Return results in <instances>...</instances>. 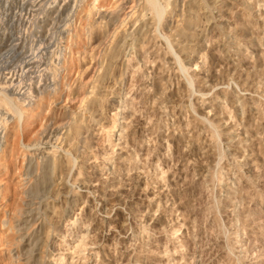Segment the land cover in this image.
I'll use <instances>...</instances> for the list:
<instances>
[{"label":"rangeland","instance_id":"obj_1","mask_svg":"<svg viewBox=\"0 0 264 264\" xmlns=\"http://www.w3.org/2000/svg\"><path fill=\"white\" fill-rule=\"evenodd\" d=\"M38 1L43 9L31 8L28 15L31 5L24 0H0V75L21 67L30 51L54 42L65 55L56 95L45 94L19 133L13 124L6 131L0 157V264H24L17 258L24 250L15 241L11 216L22 208V189L36 181L41 188L47 181L33 154L55 150L61 163L55 184L68 175V187L57 185V200L46 209L45 231H50L42 237L50 252L45 264H264V62L259 58L264 56V0L218 5L180 0L174 26L194 14L193 30L177 39L172 29L169 46L151 31L136 34L142 30L140 6L126 26L109 27L120 45L115 53L112 39L97 25V12L112 9L116 0H98L86 20L93 0H84L69 21L70 10L59 7L62 0ZM164 1L169 7L170 0L155 2L163 8ZM48 52L43 58L55 71ZM175 57L184 73L175 74L167 64ZM186 77L191 91H176ZM200 92L212 106L208 116ZM80 98L84 105L76 109ZM64 115L77 121L72 137L55 147L37 144L44 123H57ZM78 137L83 144L75 149ZM229 137L238 144L235 152L228 150ZM66 156L72 159L71 173ZM29 161L34 166L28 178L36 179L21 183ZM71 179L77 186L68 192Z\"/></svg>","mask_w":264,"mask_h":264},{"label":"bare ground","instance_id":"obj_2","mask_svg":"<svg viewBox=\"0 0 264 264\" xmlns=\"http://www.w3.org/2000/svg\"><path fill=\"white\" fill-rule=\"evenodd\" d=\"M86 1V0H85ZM98 0H93L92 3H90L88 6L89 9H87L85 11L86 13V18L87 19L88 15H90V12L93 11L95 8V4H97ZM156 0H116L115 2V6L112 9H108V10H100L97 12V25L99 27L102 28L104 30L105 35H107V38H110L109 40H111L113 38V32L115 30H113L111 33L109 32V27L115 23V22H121L122 26H126V20L127 18H132V15L134 14V10H136V8L138 9L141 6V12H143L142 14H138L139 16V21L142 22V30L140 28L139 31L136 32V34L138 36H145V32L151 31L150 35L153 36H158V38L160 37V39H158L159 41L161 39H163L165 42L169 41L170 38V34L167 33L172 32H176V37L178 39V37H186L191 30H193V26H191L190 23H192L194 21V14H192L193 16L190 15H186L187 19L181 21V23H177L178 25L174 26V18L176 17H180L179 14V8H178V4L180 3V0H170V5L169 7L166 6L167 3H165L164 7L161 8L159 6V4H157V2H155ZM161 1V0H160ZM169 1V0H168ZM191 1V0H190ZM188 1V2H190ZM24 2L29 3L31 5L29 11H28V15H30L32 13L31 8L37 7L36 9L40 10L43 6V4H40L38 0H24ZM62 3L59 5V7L62 6H66L65 9H69L70 12L69 15L67 14V21L70 20V18L72 17V14L76 11V14H78V10L80 11V8L83 5L84 0H62ZM141 4H138L140 3ZM210 2V1H209ZM211 4L214 5H218L219 2H223V0H213L211 1ZM247 3V5L249 4L248 1H244ZM55 2H52L51 4L54 5ZM163 3V4H164ZM192 3V2H190ZM204 3V2H203ZM226 3V2H225ZM224 3V5H225ZM20 4V3H19ZM56 4V3H55ZM157 4V5H156ZM222 4V3H220ZM47 5V4H46ZM198 5V4H197ZM246 5V4H245ZM127 6L128 10H125V7ZM156 6H159L157 8ZM162 6V5H161ZM210 6V4L208 5ZM262 6V5H261ZM264 6V5H263ZM29 7V6H28ZM45 7V6H44ZM259 6H257L258 8ZM251 8V7H250ZM262 8V7H261ZM43 9V8H42ZM46 9V8H45ZM159 9V10H158ZM264 9V8H263ZM35 10V9H34ZM64 10V9H63ZM83 10V9H82ZM126 12H125V11ZM16 11V10H15ZM60 11V10H59ZM221 11V10H220ZM251 11V10H250ZM261 11V10H260ZM31 12V13H30ZM40 12V11H38ZM57 12V11H56ZM139 12V11H138ZM184 12V11H183ZM189 11H187L188 14ZM193 12V11H192ZM30 13V14H29ZM62 13V12H61ZM64 13V12H63ZM96 13V12H95ZM21 14V13H20ZM190 14V13H189ZM255 14V13H254ZM35 18H36V14ZM33 15V16H34ZM40 15V14H39ZM38 15V17H39ZM53 16L55 14H52ZM253 15V14H252ZM2 16V15H1ZM18 16V15H17ZM48 16V15H47ZM51 16V15H50ZM49 16V17H50ZM76 16V15H75ZM30 17V16H29ZM43 17V16H42ZM65 17V16H64ZM74 17V15H73ZM77 17V16H76ZM149 17V18H148ZM13 18V17H12ZM16 18V16H15ZM25 18V17H24ZM33 18V17H31ZM78 18V17H77ZM197 18V17H195ZM37 19V18H36ZM64 19V18H63ZM24 20V19H23ZM28 20L30 21V19L28 17L25 18V21ZM40 21V20H39ZM138 21V20H137ZM149 21V22H148ZM196 21V20H195ZM43 22V21H42ZM22 23V22H21ZM33 24V22H32ZM31 24V25H32ZM69 24V23H68ZM96 25V24H95ZM120 25V26H121ZM130 25V24H129ZM33 26V25H32ZM115 26V25H114ZM113 26V27H114ZM135 26V24H134ZM22 27V26H21ZM24 27V26H23ZM119 27V26H118ZM117 27V28H118ZM181 27V28H180ZM60 28V27H59ZM65 28V27H64ZM91 28V27H90ZM178 28V29H177ZM180 28V29H179ZM93 29V28H92ZM177 29V30H175ZM30 30V29H29ZM65 31V30H64ZM111 31V30H110ZM25 32V31H24ZM63 32V31H61ZM121 32V31H120ZM157 32H160V36L156 35ZM172 32V33H173ZM225 32V31H224ZM178 33V34H177ZM4 34V33H3ZM20 34V33H19ZM58 34V33H57ZM123 34V33H122ZM119 35V34H118ZM174 35V34H173ZM112 36V38H111ZM135 36V35H134ZM133 36V37H134ZM189 36V35H188ZM34 37V36H33ZM117 37V36H116ZM16 38V37H15ZM106 38V39H107ZM143 38V37H142ZM32 39V38H31ZM115 39V38H113ZM111 40L110 41V47L112 49V52L115 53L116 49H119V46L115 43L116 40ZM176 39V38H175ZM19 40V39H18ZM27 40V39H26ZM162 40V41H163ZM17 41V40H16ZM114 41V42H113ZM163 41V42H164ZM173 41V40H172ZM51 42V41H50ZM108 42V41H107ZM171 42V41H170ZM181 42V41H180ZM1 43V42H0ZM142 43V42H141ZM145 43V41H144ZM143 43V44H144ZM47 44V43H46ZM60 44V43H59ZM59 44L57 42H54V44L46 47L44 49H38L35 52L30 51L31 53L24 57L22 59V61L20 62L22 65L21 67H14V69L12 71H10L9 73L6 74H1L0 75V157L3 156L5 149H6V131L9 130L8 127L9 125H14L13 126V131H18V129L20 128V124L24 121V119H26V117H29L27 115L30 114V111H34L35 109L40 108L43 105V98L45 96V94L47 93H51L52 95H56L55 94V86L58 83V74L57 72L60 71L61 66H64V51L62 50V48L59 46ZM63 44V43H62ZM65 44V43H64ZM8 45V44H7ZM166 45V44H165ZM18 45L15 44V47H17ZM167 46V45H166ZM164 46V47H166ZM169 46V44H168ZM14 47V46H13ZM12 47V48H13ZM39 47V46H38ZM21 48V47H20ZM32 48V47H31ZM5 49V48H4ZM24 49V48H23ZM51 49V54L48 52V50ZM169 49V47H168ZM167 49V50H168ZM238 49V47H237ZM31 50V49H30ZM43 50V53L41 52ZM109 50V49H108ZM174 50V49H173ZM166 51V50H165ZM19 52V51H18ZM29 52V51H28ZM46 52H48L50 55H52V60L50 63V66H53V68L55 69V71H51L49 66H47V63L49 62H45V57L43 58V56L46 55ZM111 52V53H112ZM167 52V51H166ZM170 53V51H168ZM153 53V52H152ZM10 54V53H9ZM18 54V53H17ZM119 54V53H118ZM157 54V53H156ZM116 55V54H115ZM153 55V54H152ZM160 55V54H159ZM170 55V54H169ZM261 57H259L261 59V61L264 62V56H262V54H260ZM165 55H163L164 57ZM258 56V55H257ZM112 57V56H111ZM118 57V56H117ZM169 57V56H168ZM115 58V57H114ZM113 58V60H114ZM145 58V57H144ZM143 58V59H144ZM158 58V57H157ZM178 58V56H177ZM175 57V59L171 60V63H167L171 65H173L174 72L175 74H179V72L184 73V71L186 70V67L183 66V64H181L178 59ZM19 59V58H18ZM140 59V58H139ZM142 59V61H143ZM116 60V58H115ZM167 60V58H166ZM170 61V60H169ZM156 62V61H155ZM164 62H166L164 60ZM260 63V62H259ZM175 64H177V67H175ZM2 65V64H1ZM49 65V64H48ZM218 66H220L218 64ZM223 66V65H222ZM42 67V68H41ZM225 67V65H224ZM26 68V69H24ZM164 68V67H163ZM212 68V67H211ZM229 68V67H228ZM63 70V69H62ZM5 71V70H4ZM137 71V70H136ZM160 71V70H159ZM173 72V71H172ZM173 72V73H174ZM236 73V72H235ZM207 74V73H206ZM178 76V75H176ZM214 76V75H213ZM177 79V77H176ZM175 79V80H176ZM101 81V80H100ZM149 81V80H148ZM178 81V80H177ZM177 81L175 83H177ZM184 81V80H183ZM180 82L177 83V88L176 91L178 89H181L183 91L186 92H190L191 91V87H192V80L187 78L185 79L184 82ZM203 81V80H202ZM200 80V82H202ZM91 82V81H90ZM235 82V81H234ZM154 83V82H153ZM194 84V83H193ZM92 85V84H91ZM94 85V84H93ZM151 85V84H150ZM174 85V84H173ZM205 86V85H204ZM90 87V86H88ZM229 87V86H228ZM87 88V87H86ZM147 88V87H146ZM57 89V88H56ZM59 89V88H58ZM57 89V90H58ZM92 89V88H91ZM89 89V90H91ZM95 89V88H93ZM164 89V88H163ZM209 89V88H208ZM88 90V91H89ZM210 90V89H209ZM94 91V90H93ZM165 91V90H163ZM162 91V92H163ZM86 92V91H85ZM90 93H92V91H89ZM179 92V91H178ZM198 92V91H197ZM94 93V92H93ZM92 93V94H93ZM159 93V92H158ZM165 93V92H163ZM196 93V92H194ZM199 93V92H198ZM201 93V92H200ZM176 94V92H175ZM190 94V93H189ZM193 94V92H192ZM207 94V93H206ZM203 93L199 94V100L201 102V104L203 105V109H205V115H209L212 111V106L208 103H205L204 101H202V97L203 95H206ZM182 95V94H181ZM157 96H162L157 94ZM191 96V95H190ZM53 97V96H52ZM83 97V96H82ZM97 97V96H96ZM103 97V96H102ZM155 97V96H154ZM50 98V97H49ZM48 98V99H49ZM57 98V97H56ZM55 98V99H56ZM73 98V97H72ZM85 98V96H84ZM84 98H80V102L78 101L77 103L78 106H76V109H80L81 104H83L84 102ZM98 98V97H97ZM100 98V97H99ZM51 99V98H50ZM49 99V100H50ZM68 99V98H67ZM77 99V98H76ZM75 99V100H76ZM157 99V98H156ZM164 99V98H163ZM168 99V98H167ZM45 100V99H44ZM74 100V99H73ZM114 100V99H113ZM158 100V99H157ZM47 101V99H46ZM52 101V99H51ZM56 100H54L55 102ZM69 101V100H68ZM59 102V101H58ZM65 102V101H64ZM74 102V101H72ZM83 102V103H82ZM90 102V101H89ZM159 102V101H158ZM46 103V102H45ZM48 103V102H47ZM56 103V102H55ZM63 103V102H62ZM234 103H236L234 101ZM178 104V103H177ZM46 105V104H45ZM56 105V104H55ZM60 105V104H59ZM63 105V104H62ZM84 105V104H83ZM82 105V106H83ZM218 105V104H217ZM65 106V105H64ZM121 105H119L120 107ZM128 106V105H127ZM63 107V106H61ZM60 107V108H61ZM87 107V106H86ZM131 107V106H130ZM2 108V110H1ZM65 108V107H63ZM72 108V107H71ZM163 108V107H162ZM75 109V110H76ZM70 110V108L68 109ZM73 110V108H72ZM82 110V109H81ZM214 110V109H213ZM49 111V110H48ZM77 111V110H76ZM87 111V109H86ZM40 112V111H39ZM121 111L117 110V113H119ZM213 112V111H212ZM34 115V113H33ZM38 115V114H37ZM46 115V114H44ZM32 116V115H31ZM196 116V115H195ZM216 116V115H215ZM33 117V116H32ZM63 117V118H62ZM129 117V116H128ZM61 120H59L57 123L53 122L52 119L48 120L47 123H44V128L42 130H40V132L36 135H38V143L37 141L35 143L39 144V145H50V146H54L55 142H61L68 140V138H71L70 135L71 132H73L74 128L77 125V121L74 119V117H66V115L61 116ZM132 118V117H131ZM196 118V117H195ZM215 118V117H214ZM29 119V118H27ZM46 119V118H45ZM78 119V118H77ZM129 119V118H128ZM44 120V119H43ZM203 120V119H202ZM27 121V120H25ZM76 121V122H75ZM204 121V120H203ZM45 122V121H44ZM205 122V121H204ZM213 122V121H212ZM43 124V123H42ZM208 124V123H207ZM210 124V123H209ZM212 124V123H211ZM214 124V123H213ZM218 124V121L217 123ZM226 123H223V125ZM80 125V124H79ZM206 125V124H205ZM81 126V125H80ZM213 126V125H212ZM216 126V125H214ZM23 126H21L22 129ZM10 128V127H9ZM80 128V127H79ZM126 128V127H125ZM216 128V127H215ZM214 128V129H215ZM78 129V128H77ZM39 130V129H38ZM125 130V129H124ZM216 130V129H215ZM75 131L78 132V130L75 129ZM19 133V131L17 132ZM84 133V132H83ZM83 133L81 134L83 136ZM121 133V132H120ZM218 133V132H217ZM78 134V133H77ZM213 134V133H212ZM219 134V133H218ZM232 135V132L229 133ZM215 135V134H214ZM6 136V137H5ZM14 136V135H13ZM230 136V135H229ZM236 136V135H235ZM36 137V136H35ZM216 138V137H215ZM218 138V137H217ZM216 138V139H217ZM80 139V140H79ZM213 139V138H212ZM211 140V139H210ZM226 145L228 147V150L230 152H235L238 144L234 145V141L233 138L229 137L226 138ZM70 141L72 142V140L70 139ZM69 141V142H70ZM68 142V143H69ZM34 143V142H33ZM67 142L65 144H68ZM76 147L81 144H83V140H81V138L78 137V140L75 142ZM240 143V142H238ZM32 144V143H31ZM73 144V143H72ZM35 145V144H34ZM70 145V144H69ZM33 147V145H31ZM60 146V145H58ZM67 146V145H66ZM74 146V145H73ZM72 146V147H73ZM37 147V146H36ZM39 147V146H38ZM55 147V146H54ZM53 147V148H54ZM57 147V146H56ZM64 147V146H63ZM25 148V147H24ZM30 148V147H29ZM58 148V147H57ZM31 149V148H30ZM35 149V148H34ZM52 150V149H50ZM53 151V150H52ZM56 151V150H55ZM55 151L50 154H42V153H38V155L33 154L35 157L39 156L38 159L41 162V166L42 169L46 170L45 172H47V178L45 179V184L43 183L41 188L37 187V181L34 182L31 185L27 186V189H22L24 191L22 196H23V204L22 208L18 210V212L16 214H13V216H11V219L15 220V234L18 236V240L17 241V245L19 247H22L24 252L22 251V254L20 256H17V258H24V264H45L44 258L47 255L48 256V252H50V250L48 249V245L46 243V241H43V237L47 234L46 231H50L49 227H47L49 230L45 231V227L47 225L46 219H47V211L46 209L48 208L47 206H50L49 203L51 202H55V198L58 195V186L57 185H62L64 187H68L67 185V178L68 175H64L65 177H61V179L59 180L60 182L55 184V178H56V173L59 172L61 163H60V157H58L57 153H55ZM46 153V152H45ZM213 153V152H212ZM238 153V152H237ZM56 154V155H55ZM63 154V153H60ZM128 154V153H127ZM234 155V154H233ZM28 156V155H27ZM204 158L209 157V155H204ZM29 158V156H28ZM31 158V157H30ZM65 158V157H64ZM37 159V158H36ZM37 159V161H38ZM62 159V157H61ZM123 159V158H122ZM126 159V157H125ZM128 159V158H127ZM199 159V158H198ZM31 160V159H30ZM28 161V160H27ZM33 161V159H32ZM34 159V162H36L35 164L38 165L37 162ZM65 161L68 162V166H66V168L68 167V171L69 173H71L72 169H73V164H72V159H66ZM129 161V159H128ZM127 161V162H128ZM31 161H29L27 163V167L25 170V174L23 175V179H21V183H25L27 180H29V176H28V171L34 166L30 163ZM131 163V162H130ZM25 165V164H24ZM40 166V167H41ZM36 167V166H35ZM34 167V168H35ZM39 168V167H38ZM35 170V169H34ZM38 172V169H36ZM41 170V169H40ZM39 170V171H40ZM63 170V169H62ZM32 171V170H31ZM42 171V170H41ZM61 172V171H60ZM146 172V171H144ZM34 172H32L31 175H33ZM142 173V172H141ZM59 174V173H58ZM61 174V173H60ZM66 174V173H65ZM68 174V173H67ZM44 175V174H43ZM20 176V174H19ZM77 176V175H76ZM126 176V175H125ZM144 176V175H143ZM153 176V175H152ZM151 176V177H152ZM22 177V176H21ZM27 177V179H26ZM45 177V175H44ZM60 177V176H59ZM31 178V177H30ZM39 178V177H37ZM42 178V177H41ZM58 178V177H57ZM56 178V180H57ZM70 178V177H69ZM73 178V177H72ZM20 179V178H19ZM36 179V178H33ZM29 180V181H33ZM42 180V179H41ZM72 180V179H71ZM76 180V178H75ZM75 180L73 179L72 183L69 186V190L67 189V191L71 192L74 191L73 189H71L74 185H76L77 182H75ZM28 181V183H30ZM40 181V180H39ZM41 182V181H40ZM57 182V181H56ZM20 183V184H21ZM27 183V184H28ZM69 183V182H68ZM41 185V184H39ZM25 186V185H24ZM77 186V185H76ZM60 192V190H59ZM67 192V193H68ZM21 194V193H20ZM62 195V194H61ZM65 195V194H64ZM66 196V195H65ZM73 196V195H72ZM19 197V196H18ZM20 199H22L20 197ZM61 200V199H60ZM22 203V202H20ZM69 203V202H68ZM67 199H65V201L63 202V204L65 205V207L62 209L63 213L66 212V206H67ZM18 205V204H17ZM60 207V206H59ZM63 207V206H62ZM20 208V207H19ZM60 209V208H59ZM8 212V211H7ZM16 212V211H13ZM12 214V213H11ZM61 216V215H60ZM4 217V216H3ZM14 217V218H13ZM59 218V217H58ZM10 219V220H11ZM50 222V220H49ZM183 226V225H182ZM181 227V226H180ZM13 229V230H14ZM12 230V231H13ZM46 232V234L44 235V233ZM53 231V230H52ZM14 234V233H13ZM6 235V234H5ZM4 236V235H3ZM2 236V238H3ZM7 236V235H6ZM5 236V237H6ZM48 235H46L44 238H46ZM84 237V236H83ZM1 238V237H0ZM9 238V237H8ZM47 239V238H46ZM1 241V240H0ZM10 241V240H9ZM14 241V240H13ZM11 242V241H10ZM12 244L14 242H11ZM3 246V244H2ZM5 247V246H4ZM51 249V248H50ZM17 252V251H16ZM12 256V255H11ZM49 257V256H48ZM47 258V257H46ZM16 259V258H15ZM10 260V258H9ZM14 260V259H11ZM10 260V262H11ZM14 261H18V260H14ZM20 261V260H19ZM13 262V261H12ZM23 262V261H22ZM20 262V263H22ZM19 263V262H16Z\"/></svg>","mask_w":264,"mask_h":264}]
</instances>
